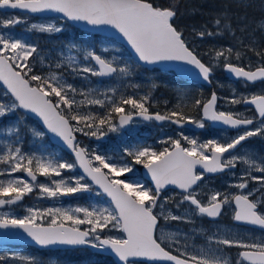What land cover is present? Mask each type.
Listing matches in <instances>:
<instances>
[{
    "label": "snow or ice",
    "instance_id": "obj_1",
    "mask_svg": "<svg viewBox=\"0 0 264 264\" xmlns=\"http://www.w3.org/2000/svg\"><path fill=\"white\" fill-rule=\"evenodd\" d=\"M232 4L234 9L226 4L213 14L211 28L207 25H202L200 30L193 28L200 39L225 33L235 39V45L211 49L210 62L206 63L174 23L177 12L172 0L168 7L158 6L154 0H0V9H18L27 14L59 13L64 21L84 22L95 30L99 26H111L115 30L113 35L119 34L136 57L135 62L117 55L107 59L108 47L98 53L91 45L69 41L58 53L60 58L54 63L48 61L47 74H34V54L39 56L42 66L46 58L39 54L36 43L18 38L11 29L28 24L26 31L57 34L64 30V24H29L26 17L0 18V82L6 86L0 94V133H3L0 138L3 145L0 148V177H3L0 178V207L17 206L34 191L41 198L59 199L91 193L98 187L102 190L99 194L110 198L107 207L92 204L75 208L33 207L28 208L24 216L3 212L0 213V229L22 230L41 248L87 246L110 251L118 264L144 261L149 264H233L226 251L231 248L241 249L236 254L235 264H264V235H241L238 230L220 227L217 232L207 233L203 227H196V218L215 221L225 207H231L234 224L255 226L264 231V157L253 158L249 153L236 151L247 139L264 136V94H252L249 98L237 95L233 89L232 98H224L231 105L242 102L254 105L255 114L246 116L218 110L220 97L213 91L206 100L194 99V105L202 113L197 120L176 108L164 113L150 111L154 102L151 94L139 95L141 86L132 83L140 62L147 65L174 62L178 68L181 64L188 65L207 83H211L215 68L222 64L245 86L264 82V49L259 48L255 36L256 31L264 32V17L255 22L256 27L249 32L253 22L247 14L251 6L248 0H232ZM195 12L193 9V14ZM237 31L242 35L237 36ZM65 48L77 54L65 56ZM248 51L260 61L254 69L251 65L246 68L232 62L233 58L236 61L245 58ZM77 77L86 82L85 87L77 88L69 82V78ZM91 77L99 78V86H91ZM105 80L119 82L122 87L105 86ZM128 89L133 91L129 93ZM97 108L99 110H94ZM29 114L42 120L44 130L28 125ZM13 115L16 119L4 122L5 117ZM135 118L181 127L191 123L200 128L210 121L236 129L238 134L227 140L221 136L201 143L181 131L179 138L169 136L162 141L168 145L162 150L137 144L125 147L124 155L116 160L99 154L98 149L82 147L77 140V134L99 140L110 133H119L134 124ZM47 133L59 138L74 154V159L65 161L47 148L41 149L40 155L24 150L28 134L42 138ZM134 164L142 165L150 173L154 187L118 178L133 172ZM240 164L246 167L236 182L228 186L237 189L236 192L209 190L206 202L198 198L200 184L207 174L231 172ZM77 168L82 169V174H65V170L73 172ZM38 176L45 177L47 182H40ZM251 181L257 182L259 187L249 189ZM169 185L179 192L162 197ZM170 204L177 210L185 204L188 207L180 215H174L168 207ZM161 220L165 227L169 221L193 227L188 232L178 229L165 233ZM113 230L123 235L106 234ZM195 237H203L204 246L190 243ZM17 258L19 264H42L33 255L16 252L0 255V264Z\"/></svg>",
    "mask_w": 264,
    "mask_h": 264
},
{
    "label": "rangeland",
    "instance_id": "obj_2",
    "mask_svg": "<svg viewBox=\"0 0 264 264\" xmlns=\"http://www.w3.org/2000/svg\"><path fill=\"white\" fill-rule=\"evenodd\" d=\"M184 1L187 4L192 2V0H184ZM197 1L200 2V5L199 4L196 5L197 7L188 5L186 8L183 9L182 15H180L182 24L179 25V29L183 31L185 39L188 40L193 45V47L196 48L202 54L204 61L208 63L210 62V50L211 49L219 48L220 46L235 45L236 43L235 39L232 36L228 35L227 33H225L223 36H215V37L206 36L205 38L200 39L196 37L195 34L193 33V28L200 30L202 25H206L205 23H203L202 19H204L207 22H211L213 14L217 12L218 10H220L224 5L229 4L234 8H235V5L232 4V0H197ZM248 3L251 6L247 8V12L252 14V17H249V20L253 22L251 27L249 28V32H251L252 29L256 27L255 22L260 21L261 17H264V0H248ZM193 9L196 10L195 14H193ZM14 16L15 17H26L29 24L32 22H53L57 24H64L63 31L68 30V26L66 25L67 22L59 18H53V17L37 18V17H31L29 15H25V14L0 13V18H9V17H14ZM27 27H28V24H19V25H16L13 29H11V31L18 38H22L29 42L35 43L33 39V33H32L34 31H31V32L26 31ZM43 35L47 37V39L49 40V43L43 45L41 48H38V50H39V54L46 58L45 64L42 66L39 63V56L34 54L35 56L34 62L36 65L35 68L33 69L34 74H47L50 70L48 67V61L51 60L54 63L57 58H60L58 56V53L60 52L62 48H64L66 44V43L57 42L54 38V35L56 34H43ZM236 35L241 36L242 34L239 31H237ZM255 36L257 40L259 41V48L264 49V32L256 31ZM103 40L104 39L102 38L98 46L100 48V52L103 47L109 48L110 52L107 55V59H111L113 55H117V56L122 57L126 61L127 58L126 56L123 55L124 51L122 47L118 46L114 42L103 41ZM75 42L91 45L89 41H75ZM244 43L245 44L248 43L247 38H245ZM69 54L76 55L77 53L75 50L69 53L67 49L65 48L64 55L67 56ZM80 56L82 57V53L80 54ZM32 59L33 58H30V60ZM232 62L238 63L239 65L255 66L260 61L258 60L257 56L252 51H248L246 53L245 58H242L240 61H236L235 58H233ZM152 76L157 83L162 82V78H161L162 76L160 72L153 73ZM77 78L79 79V77ZM70 79L71 78H69V82L71 83ZM212 83L219 90V93H218V96L220 97L219 110L232 111L236 113L234 109V105L226 103L224 98L227 97L231 99L232 94H233V89H235L237 93L238 90H241V88H244L245 86L244 83H241L238 85L234 81L225 78L222 73V64L215 68L214 75L212 76ZM118 84L119 82L110 81L106 83L105 86L114 85L117 87ZM169 84L171 86L169 87L171 91L169 93L157 92L155 96L152 98L154 103L156 104L161 103L162 105L164 106L167 105L169 108H172V109L185 108L188 111H194L195 113L199 111L198 108L194 105V103H191L190 93H188L194 89L193 86L185 84L184 82H181L179 79L174 80V78H173V81L170 80ZM94 86H99V85L98 83H96ZM2 93L3 92L0 91V94ZM245 94L246 92L243 93V95ZM182 95L184 97L183 99H181ZM77 99H82V97L77 96ZM166 101L167 103H165ZM94 110H99V109L97 108ZM188 115L193 117V115L191 114H188ZM14 119H16V115L5 117L4 122L6 123ZM27 123L28 125L32 126L33 128L37 130H42L29 117H27ZM189 127L191 129H189ZM191 130L193 131V133H191ZM200 130L207 131L206 128H200L197 125L192 126L191 123H187L181 127L175 124H169V125L166 124V125L157 126L154 123L147 124V123H142L140 121H136L134 124L131 125L129 129L121 130V132L119 133H110L105 138L97 140L95 138L86 137L80 134L78 141L81 142L83 146H87L89 149H98L99 154H104L107 157H111L112 159L116 160L124 155L123 149L125 147L135 146L137 144H147L150 146L151 144H148L149 138H153L155 141L162 143V141L166 140V138L169 136L173 138H179L178 134L181 131H183L185 135L191 138H194L193 137L195 135L194 132L197 131V133L199 134ZM2 136H3V133H0V138H2ZM221 136H223V138L227 140L233 137V134H229L228 132L223 131V130H218L216 132L209 133L208 139L217 138ZM208 139H199L198 142L202 143ZM256 143L258 142L255 141V142L245 143L237 153L239 154L249 153L250 155L253 156V158L264 157V153L260 152L259 147ZM0 148H3L2 144H0ZM43 148H47L48 151L54 152L56 155L62 157L65 161H69L68 159H66V156L63 154V152L59 148L55 146L54 147L51 146L48 140H45V137L34 138L31 134H28L25 137L24 150L26 152L35 151L37 152V155H40V151ZM245 167L246 166L243 164L240 165L239 171L235 175L236 180L241 175ZM0 168H2V166H0ZM138 171H139V168L137 167L136 164H134L133 172L125 173L118 178L126 179L129 182L139 181L140 183L144 184L143 180H141L138 176L139 175ZM65 174L79 175V173L77 172V169L74 170L73 172H68V170H65ZM15 175L23 176L22 173H16ZM253 175H259V173L253 172ZM0 178H3V177H0ZM38 180L40 182H47L46 178L43 176H40ZM236 180L235 181L231 180L230 183L236 182ZM209 182L210 181H203V183L200 184V188L198 192L203 193L206 190H211L212 188L208 184ZM251 182L254 183L252 188L259 187V184L257 182H254V181H251ZM217 190L220 191L218 186L212 191H217ZM99 193L100 192L95 189V191L91 193H84V194L78 193L74 195L64 196L59 199H51V198L38 197L37 192L34 191L33 194L32 193L27 194L24 197L22 203H20L17 206L9 205L6 207H0V213L8 212V213H11L17 216H24L28 214L27 209L33 208V207L39 208V209H44V208H49V207L75 208L77 206H88L89 204L102 205V206L107 207L110 202ZM82 195H84V198L80 200V197ZM226 208H227L226 210L232 211L231 207H226ZM173 214L175 215V213ZM80 215L82 216V214ZM173 226H177V225L173 224L172 227ZM217 226H218L217 224H213V228H211L208 233L217 232V229H218L216 228ZM199 227H203V221L199 222ZM219 227L224 228V229L238 230V232L241 235L250 234L251 236H255V237H260L264 235V232H259L258 230L254 231L252 229H247V230L237 229V228H231V227L223 226V225H219ZM166 230L167 231H165V233L177 231L174 229H166ZM106 234L111 235V236L123 235L118 230L106 232ZM190 243L195 244V241L192 240L190 241ZM204 244H205V240L202 242L201 245L200 244H195V245L204 246ZM74 251H77V249L37 251L33 248L23 247V249H15V248L7 247V246H0V255L9 254L11 252H16V253H20L24 255L30 254V255L35 256L38 260H41L42 264H53V262H55V264H112L111 262L112 260L109 257L90 255L87 259H84L81 257V255H83V249H78V252H74ZM226 251L228 252V249ZM7 264H19V260L18 258L15 260H9Z\"/></svg>",
    "mask_w": 264,
    "mask_h": 264
},
{
    "label": "flooded vegetation",
    "instance_id": "obj_3",
    "mask_svg": "<svg viewBox=\"0 0 264 264\" xmlns=\"http://www.w3.org/2000/svg\"><path fill=\"white\" fill-rule=\"evenodd\" d=\"M168 73L170 75H172V72H168ZM169 78H172V77H169ZM182 81H183V79H182ZM184 82H186V84H192L189 81H184ZM234 82L236 84H238V85L243 83L242 81H234ZM196 87L199 88L200 86L196 85ZM245 92H246V94L243 95V93H245ZM217 93H218V90H217ZM252 94H264V82H256L255 84H249L247 87L244 86V88H241V90H238V92H237V95H243V96L249 97V98H250V96ZM217 108H218V110L220 108V99L218 101ZM234 109H235L236 113H242V114H244L246 116H253L255 114L254 106H250V105L245 104L243 102L240 103V104L234 105ZM157 110L161 112L162 109H157ZM166 124H172V123L167 122V123H165V125ZM215 130L216 129H210L209 128V131H211V132H215ZM222 130L228 132L229 134H233V136L238 134V130H229V129H222ZM239 131H243V129H240ZM255 141L258 142L256 144L258 145L260 152L264 153V136H254L252 138L247 139L245 142H243V144L244 143H248V142H255ZM182 143H184L185 146H187L186 142L182 141ZM240 147L236 150L237 152L240 150ZM240 165H238L231 172L225 171V172H222V173H218L216 175H206L204 177L203 181H210L208 184L211 186V188H212L211 190L215 189L218 186L219 190L221 192H223L225 190H228V191H231V192H236L237 189L229 188L228 186H229L231 180H233V181L236 180V176L235 175L239 171ZM203 181L201 183H203ZM253 185H254V183L250 182L249 183V189H252ZM178 192H179L178 189H171V188L170 189H165L163 191V193H162V197L172 196V195H174V194H176ZM208 192H209V190H206L203 193L202 192L199 193L198 198H202L206 202V199H207V195L206 194ZM177 199H179L178 196H177ZM168 207H169V209L171 211H173L172 213H175V215H180L181 211L184 210V208H187L188 205L187 204L183 205L181 207V209H179V210H177L174 207V205H171V204ZM226 209L227 208L225 207L223 209L222 215L218 219H216L215 221H213V220H211L210 218H207V217L196 218V227H199V222L203 221V227H204V230L207 233L209 232V230L211 228H213V224H217L218 225L216 228H218L219 225H223V226H228V227H231V228L245 229V230L252 229L254 231L258 230L259 232H264L261 229L256 228L255 226H250V225H245V224H239V225L234 224L233 220H232V211H229V210H226ZM160 224H161V226H163L162 228H163L164 232L167 231L166 229H174V230H178L179 229L182 232H188V230L192 229V227H193L190 224L181 223V222H177V221H169L166 227L164 226L165 222L163 220L160 221ZM173 224H175L177 226H173L172 227ZM193 240L195 241V244H200V245L204 241L203 237H195ZM237 251H241V249H237V248L228 249V253L230 254V257L232 259L233 264H235ZM245 264H247V262H245Z\"/></svg>",
    "mask_w": 264,
    "mask_h": 264
},
{
    "label": "water",
    "instance_id": "obj_4",
    "mask_svg": "<svg viewBox=\"0 0 264 264\" xmlns=\"http://www.w3.org/2000/svg\"><path fill=\"white\" fill-rule=\"evenodd\" d=\"M2 10H13V9H2ZM15 10H18V9H15ZM19 11H22V10H19ZM33 15H38V16L57 15V16H61L62 17L61 14L52 13V12H46V13H41V14H33ZM69 22L72 23L73 25L81 28V29L88 30V31H90L92 33L105 34V35L113 36L117 41H119L121 44L124 45V47L130 52V54L133 57V59L136 60V57H135V54H134V50L131 49L130 45H128L127 42L122 37L119 36V34L113 35L115 33V30L112 29L111 26H99V29L95 30L93 28V26L87 25L84 22H74V21H69ZM140 64L145 66V67H147V68L158 67L161 70H173L178 76H180L182 78H185L187 80H190V81H193V82H196V83H200V84H203V85H206V86H210L211 85V83H207V82L203 81L202 78L197 74V71L195 69L191 68V66H188V65L181 64L180 68H183L185 70H180V68H178L177 64L174 63V62L173 63L163 62V63H159V64H155V65H147V64H144L143 62H140ZM223 70H224L225 75L227 77H229L231 79H234V80H237L233 76V74L229 73L224 68H223ZM0 85L4 89L6 88V86L3 85V82H0ZM29 115L31 117L36 118L38 120L39 124L44 129L43 124H42V120L40 118L35 116V114H29ZM201 115H202V113H201ZM137 119H140V118H137ZM140 120H142V119H140ZM156 122L159 123V124L163 123V122H158V121H156ZM210 124L212 126H215V127H226V126H223L220 123L210 122ZM126 127H128V126H126ZM47 136L49 137V139L54 144H57V145L61 146L62 148H64L66 150L67 153L71 154L70 150H68L62 144V142L59 140V138H57L54 134L47 133ZM71 156L74 159V154H71ZM198 168H199V166H198ZM78 170H79V173L82 174V169L78 168ZM141 171H142V176L144 178H146L147 180H149L151 185L154 187L153 182L151 181L150 173H148L147 170L144 167L141 168ZM169 187L176 188L175 186H172V185L166 186V188H169ZM95 188L99 189L98 187H95ZM100 191L102 192V190H100ZM103 195L105 197H107L109 199V201H110V198L106 194H103ZM2 244H14V245L15 244L16 245L17 244H28V245H31V246H35L38 249H71V248H78V247L88 248V249H90L93 252L110 256L111 258H113L114 262L116 264H118L117 258L110 251L97 250V249H94V248H91V247H87V246H51V247H48V248H41L38 245H36L30 238H28L27 235L25 233H23L22 230H19V229H0V245H2ZM144 262H146V261H144Z\"/></svg>",
    "mask_w": 264,
    "mask_h": 264
},
{
    "label": "trees",
    "instance_id": "obj_5",
    "mask_svg": "<svg viewBox=\"0 0 264 264\" xmlns=\"http://www.w3.org/2000/svg\"><path fill=\"white\" fill-rule=\"evenodd\" d=\"M154 2L158 6H163V7H168L169 6V0H154ZM197 4L200 5V2L197 1V0H192V2H190L189 4H187L184 0H172V6L175 7L176 12H177L175 20H174V23L176 24L177 27H179V25L182 24L180 15H182L183 9L186 8L188 5L197 7L196 6ZM232 8L234 9V7H232ZM247 14H248V17H252L251 13L247 12ZM195 18H196V16H195ZM184 19H186V18H184ZM202 20H203V23H205L207 26L212 27L211 22H207L204 19H202ZM233 25H235V21H233ZM70 34H71V36H68L67 32H62V33L59 34L58 40L60 42L68 41V40L84 41V40H87L88 37H89L96 44L99 41L98 35H91L90 33L82 32V31H79L77 29H73V31ZM107 39H110V38H107ZM43 40L45 41V43H47L46 39H43V38H40V37H38L36 39V41L39 42V44ZM110 40H112V39H110ZM112 41L115 42L114 40H112ZM126 57H127V61L133 62L128 54H126ZM148 74H149V72H147V70H145L144 68L139 66V68L136 71V74H135L134 78L132 79V83L138 84V85L141 86V88L138 91L139 95H141L140 93L142 92L143 95H146V94L150 93L151 96H152L161 87V85L156 84L155 81H150L148 79ZM72 82L77 85L76 86L77 88L79 87L78 85L83 83L78 78L73 79ZM93 82L94 81L92 80L91 84H93ZM104 82H106V81H104ZM152 85H155V87H152ZM117 87L121 88L122 86L119 83L117 85ZM163 88L165 89V87H163ZM128 91H129V93H131V91H133V90L132 89H128ZM208 92H209V89L207 90L205 88H200V91L197 93V98H199V99L207 98L208 97ZM157 107H158V105L151 104L150 111L156 110ZM183 112H185L186 114L195 115L194 111H188L187 109H185ZM82 197L84 198V195H82ZM74 252H78V250L74 251ZM90 255H92V254H91V252L89 250L83 249V255H81L82 258L87 259Z\"/></svg>",
    "mask_w": 264,
    "mask_h": 264
}]
</instances>
